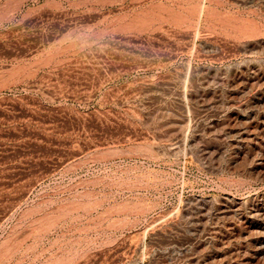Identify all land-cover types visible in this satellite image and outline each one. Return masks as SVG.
Masks as SVG:
<instances>
[{
    "label": "rangeland",
    "instance_id": "rangeland-1",
    "mask_svg": "<svg viewBox=\"0 0 264 264\" xmlns=\"http://www.w3.org/2000/svg\"><path fill=\"white\" fill-rule=\"evenodd\" d=\"M0 264H264V0H0Z\"/></svg>",
    "mask_w": 264,
    "mask_h": 264
}]
</instances>
